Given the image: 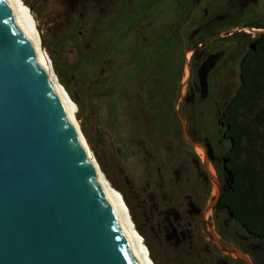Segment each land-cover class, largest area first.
Instances as JSON below:
<instances>
[{
	"label": "rangeland",
	"instance_id": "obj_1",
	"mask_svg": "<svg viewBox=\"0 0 264 264\" xmlns=\"http://www.w3.org/2000/svg\"><path fill=\"white\" fill-rule=\"evenodd\" d=\"M19 1L153 264H264L263 245L225 224V212L215 217L226 174L202 146L216 157L228 147L218 115L239 83L243 48L231 34L264 30V0L226 11L232 0ZM206 56L216 61L207 95L192 98Z\"/></svg>",
	"mask_w": 264,
	"mask_h": 264
},
{
	"label": "water",
	"instance_id": "obj_2",
	"mask_svg": "<svg viewBox=\"0 0 264 264\" xmlns=\"http://www.w3.org/2000/svg\"><path fill=\"white\" fill-rule=\"evenodd\" d=\"M92 157L0 0V264H140Z\"/></svg>",
	"mask_w": 264,
	"mask_h": 264
},
{
	"label": "trees",
	"instance_id": "obj_3",
	"mask_svg": "<svg viewBox=\"0 0 264 264\" xmlns=\"http://www.w3.org/2000/svg\"><path fill=\"white\" fill-rule=\"evenodd\" d=\"M231 35L243 48L239 83L218 115L219 142L228 143L220 155L226 180L218 206L226 214L225 224L235 223L245 237L264 246V33Z\"/></svg>",
	"mask_w": 264,
	"mask_h": 264
},
{
	"label": "bare ground",
	"instance_id": "obj_4",
	"mask_svg": "<svg viewBox=\"0 0 264 264\" xmlns=\"http://www.w3.org/2000/svg\"><path fill=\"white\" fill-rule=\"evenodd\" d=\"M7 2L9 3L12 12L15 16V19L17 21V23L19 24L20 28L25 32V34L27 35L28 39L30 40V42L32 43L35 53L38 57V59L40 60V62L42 63V65L44 66L46 72L49 74L54 87L56 88V91L58 92V95L62 101V104L66 110V112L68 113V115L70 116V118L72 119V121L74 122V124L76 125V128L79 127L75 117H74V112H73V107L74 105L69 101V99L67 98V96L65 95V93L62 92V90L59 88V84L57 83V79L54 76V72L52 70V66L50 64L49 59L46 56V52L45 49L43 47V45L41 44V39H40V35L38 33L37 30V21L34 18L31 10L28 8V11L30 12V14L33 16L34 20H35V28L37 30V33L33 27L32 22H34L29 14V12L22 6V4L20 3L19 0H7ZM39 38V40H38ZM79 133L80 136L82 137V139L84 140V143L86 144V146L88 147V144L86 143L84 137L82 136V133L80 132V128H79ZM89 152H91L90 148L88 147ZM92 161H93V165L94 168L98 174V178L101 182V185L106 193V195L108 196L109 200L111 201L116 214L121 222V225L123 227V230L126 234V237L139 261L140 264H153L147 247L144 245L141 236L137 233V231H135L134 226H133V222L130 218L129 212H128V208L126 207L123 198L121 196V194L116 191L110 184L109 182L104 178V176L102 175L100 168L98 166V164L96 163L95 159H94V155L92 154Z\"/></svg>",
	"mask_w": 264,
	"mask_h": 264
},
{
	"label": "flooded vegetation",
	"instance_id": "obj_5",
	"mask_svg": "<svg viewBox=\"0 0 264 264\" xmlns=\"http://www.w3.org/2000/svg\"><path fill=\"white\" fill-rule=\"evenodd\" d=\"M196 2L197 1H201V0H195ZM248 1V0H247ZM250 1H252V0H250ZM236 2H234V0H232L229 4H228V6H227V8L225 9V11L226 10H231L230 8L228 9V7L229 6H231V8H232V4H235ZM212 6H214V3L212 4ZM205 13L207 14L208 13V10L207 9H205ZM221 18H223V17H221ZM208 56H206V58H207ZM206 60H208L209 61V65H210V67H212L215 63H216V61H215V58H212V57H208ZM211 69V68H210ZM192 90V89H191ZM200 90V91H199ZM198 92L199 93H201V94H203V95H207V90L205 91L206 93H204V92H202V90H201V88L199 89L198 88V90L197 91H194V92H192V98L194 97V96H196V95H198ZM220 127L222 128V125H220ZM193 141V140H192ZM200 144H202L201 143V141L199 142ZM202 146L204 147V150H205V154H207V155H209V157H210V159H212V161H214V160H216V161H218V162H220L221 163V165H222V168H221V171L223 170V168H224V160H223V158L221 159L220 158V155H217V157L216 156H214L213 155V146L208 142V141H205L204 142V144H202ZM222 173H223V171H222ZM224 174L225 173H223V176H224ZM225 180H226V178H225ZM225 180H223L221 183L219 182V187H218V189L217 190H219V195L217 196V199H216V202H215V204H214V206H213V210H214V214H215V217L216 218H218V214H219V211H222L223 210V208H221V207H219L218 206V202H219V197H220V194H221V192H222V189H223V187H224V182H225ZM196 208V207H195ZM197 210V212L196 213H198L199 212V209H196ZM223 212V211H222ZM172 228V227H171Z\"/></svg>",
	"mask_w": 264,
	"mask_h": 264
}]
</instances>
